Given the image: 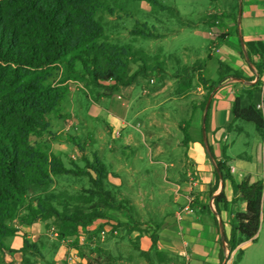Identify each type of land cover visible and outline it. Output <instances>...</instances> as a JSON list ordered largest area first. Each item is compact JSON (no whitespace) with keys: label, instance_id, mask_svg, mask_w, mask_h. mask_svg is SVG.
Returning a JSON list of instances; mask_svg holds the SVG:
<instances>
[{"label":"rangeland","instance_id":"1","mask_svg":"<svg viewBox=\"0 0 264 264\" xmlns=\"http://www.w3.org/2000/svg\"><path fill=\"white\" fill-rule=\"evenodd\" d=\"M161 1L169 7L160 9L145 0H119L115 13L103 18L107 40L120 46L129 45L137 55H144L147 74L138 75L125 86L111 79L95 84L88 77L67 81L68 94L58 107L60 115L56 111L46 115L51 134L32 137L33 143L54 153H67L62 156L66 164L73 159L85 168V159L91 161L96 156L102 160L108 169L103 179L105 189L116 200L127 199L128 203L119 209L107 208L105 217L95 219L64 241L54 235L57 227L53 223L30 231L27 239L35 248L23 253L6 252L5 262L69 264L76 255L71 264H171L161 262L165 258L163 253L142 251L138 243L140 235L158 231L160 219L166 213L165 203L169 202L166 189L169 184L165 179H170L174 170L164 168V163L170 165L165 160L167 153L156 155V148L169 147L174 160L183 152L187 131L179 119L186 117L190 100L182 101V95L197 84V60L203 59L205 64L213 60L218 74L219 60L207 58L213 42L205 36L208 28L205 23L212 24L216 19L221 22L222 18L203 17L213 6L211 0ZM137 20L146 21L158 36L133 33V29L142 28ZM139 63L129 62V72L135 71ZM211 67L212 64L206 67L207 75L214 71ZM110 97L119 101L130 99L132 109L127 115L131 118L132 110H140L132 118V125H118L116 120H110L107 113ZM236 124L242 130L227 132V154L234 161L251 156L256 172L261 173L264 130L259 133L252 122L237 120ZM128 137L133 142L131 146L123 145ZM159 159L161 163L157 162ZM90 186L85 173L58 175L46 195L57 202L60 194L67 198L77 192L86 193ZM262 201L264 209V192ZM22 214L20 209L11 225L24 230L26 224L18 220ZM5 241L17 249L23 238L8 237ZM243 264H264V238L247 248Z\"/></svg>","mask_w":264,"mask_h":264},{"label":"trees","instance_id":"2","mask_svg":"<svg viewBox=\"0 0 264 264\" xmlns=\"http://www.w3.org/2000/svg\"><path fill=\"white\" fill-rule=\"evenodd\" d=\"M118 1L0 0V264H9L4 261L6 252L23 253L35 248L24 230L11 225L20 209L23 210L18 219L21 224L43 222L48 226L53 223L61 239L75 236L79 229L105 217L107 208L119 209L128 203L127 199L116 200L111 191L105 189L103 179L107 165L96 156L91 161L85 159L84 168L73 159L66 164L61 155L32 142L33 136L51 134L46 115L54 111L60 115L58 107L68 94L67 81L88 77L95 84L111 79L125 86L138 75L147 74L144 55H137L129 45L120 46L107 40L103 18L115 13ZM145 1L160 9L169 7L161 0ZM175 13L180 16L176 8ZM136 23L142 28L133 29V33L142 37L158 36L146 21ZM246 46L256 67L257 80L252 88L227 105L234 121L252 122L263 131L264 116L256 104L264 73V40H250ZM131 61L140 62L132 73L129 72ZM197 61L198 82L206 87L202 105L210 91L226 77H242L241 71L219 60L217 80H208L202 76L205 60ZM209 118L210 108L206 112V125ZM188 139L185 133L184 140ZM227 159L225 156L224 160L215 161L216 175L228 179L234 194L245 202V209L235 212L230 220L229 235L220 240L221 261L225 242L229 251L235 250V263L242 253L238 245L253 238L259 229L264 182L250 181L249 177L236 181ZM78 173L89 177L91 186L87 194L75 192L67 198L60 194L57 202L46 195L56 176ZM235 200L229 201L220 192L214 197L216 213L219 204L226 206ZM8 237H22L23 242L13 249L5 241ZM150 238L149 251L159 254L156 233Z\"/></svg>","mask_w":264,"mask_h":264},{"label":"crops","instance_id":"3","mask_svg":"<svg viewBox=\"0 0 264 264\" xmlns=\"http://www.w3.org/2000/svg\"><path fill=\"white\" fill-rule=\"evenodd\" d=\"M211 2L213 6L207 10L203 17L215 15L220 16L222 20L220 22L219 19H216L212 24L205 23L208 27L205 36L213 42L208 55L241 71L242 77H226L210 91L204 105H202V101L206 87L198 81L197 84L193 82V85L196 84V86L190 87L182 95V101L188 98L190 100L186 117L179 119L190 137L183 143V152L181 155H177L174 160L173 155L171 156L172 149L165 147V150L157 145L156 152L158 153L156 155L160 152V154L167 153L165 160L166 162L168 160L167 163L170 165L164 163V168L174 170L170 179H165L169 184L166 187L169 202L165 203L166 213L161 217V226L156 232V250L165 256L162 263L222 264L220 240H223L224 235H229L230 220L235 212L245 209V202L239 200L238 196L234 194L228 179L223 180L221 177H217L216 160H224L225 156L228 158L227 164L236 181L249 177L250 181L262 180L264 182L263 164L261 173H258L256 172V163L253 162L254 159L251 156L239 157L234 161L226 151L227 132L232 129L242 130V126L239 127L236 124L237 121L233 120L232 110L227 103L252 88L254 83L252 78L257 74L256 67L248 55L246 42L256 39L264 40V0H211ZM213 63V60L206 63L202 70V76L211 81L218 78ZM211 64L214 71L207 75L206 67ZM110 98L112 100L108 104L109 109H107L110 120H116L118 125H132V118L137 117L140 110H132L131 118L127 115L132 109L130 99L119 101L114 97ZM261 99L260 93L258 101ZM208 108H210V118L206 125ZM261 111L264 116V109ZM258 132L262 134L263 131ZM130 139V137L126 138L123 145H133ZM56 154L63 156L67 153L56 152ZM220 192H223L229 201L232 198L236 200L226 206L219 204V212L216 213L215 205L213 209L209 202ZM189 197L193 199V211L183 214L182 218L178 219L176 211L187 203ZM43 227L45 224L39 222L26 224L23 229L27 233L26 237H29L30 231L41 230ZM263 238L264 209L262 201L259 229L253 238L238 245L237 248L242 249V253L240 258L235 263L232 260L231 264H243L247 248L259 243ZM138 243L140 250H150L152 245L150 234L140 235ZM222 249L225 257L223 245Z\"/></svg>","mask_w":264,"mask_h":264},{"label":"built area","instance_id":"4","mask_svg":"<svg viewBox=\"0 0 264 264\" xmlns=\"http://www.w3.org/2000/svg\"><path fill=\"white\" fill-rule=\"evenodd\" d=\"M257 80V74L254 76L253 81L255 82ZM260 89H261V96L262 99L256 104L257 108L263 110L264 109V99H263V95H264V73L262 74V80L260 83ZM192 202L193 199L192 197L188 198L187 203H185L183 206H181L177 211H176V217L178 219L182 218L183 214L185 213H190L193 211L192 208ZM210 205L211 207L214 209V198L210 199ZM104 232V230L102 231V233ZM54 235H57V233H54ZM65 239H68L66 237L61 238V241H64ZM70 239V238H69ZM81 240L85 241L84 237H81ZM223 247H224V251H225V257L222 260V264H231L232 260H233V255H234V251H229L228 248L226 247V243H223ZM76 257V255H74V258ZM74 258H70L71 260L69 261V264H71L70 262H74L75 259Z\"/></svg>","mask_w":264,"mask_h":264},{"label":"water","instance_id":"5","mask_svg":"<svg viewBox=\"0 0 264 264\" xmlns=\"http://www.w3.org/2000/svg\"><path fill=\"white\" fill-rule=\"evenodd\" d=\"M222 235H223V233H222ZM224 238V237H223Z\"/></svg>","mask_w":264,"mask_h":264}]
</instances>
